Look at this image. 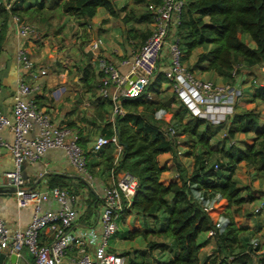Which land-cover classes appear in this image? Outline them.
<instances>
[{
  "label": "trees",
  "instance_id": "trees-1",
  "mask_svg": "<svg viewBox=\"0 0 264 264\" xmlns=\"http://www.w3.org/2000/svg\"><path fill=\"white\" fill-rule=\"evenodd\" d=\"M134 1L136 4L147 2L155 6L162 2ZM38 6L42 8L43 2L38 3ZM22 8L21 20L22 16H26L28 20L35 19L37 12H40L37 9L28 13L31 7ZM98 8L105 9L111 17H118L112 0H64L61 4L63 12L78 19L82 26L89 25ZM134 13L136 12L132 9L123 17V22L129 24L135 18L138 24L151 25L152 11H143L138 16ZM12 14L20 15L14 5L6 10L0 4V47L6 39L5 33ZM125 28V33L139 41L140 45L150 34L148 27L143 31L134 26ZM176 35L179 37L185 62L198 48L202 49L197 60L188 65L193 72L211 73L231 84L235 82L236 74L239 75L242 71L256 68L264 74V0H186L176 26ZM243 37H247L253 46ZM85 44V41L82 42L80 48ZM84 55L87 57L86 52ZM81 71L80 80L85 91L91 92L95 101L100 102L96 104V111L105 122L101 127V136L110 138L116 133L121 146L116 170L118 173H129L137 179L135 194L129 207L122 211L120 221H125L128 215H135L142 224L126 230L122 233V238L134 240L142 237L146 240L150 234L163 237L164 242L147 241L149 249L162 247V250L168 248L171 252L172 256L163 264H253L251 252L256 247L252 248L248 239L241 244L240 231H244L245 227L235 226L233 213L238 212L243 204L251 203L257 196L254 199H244L233 176L241 163L252 166L255 171L264 170V121H260L259 113L254 110L234 113L214 124L206 118L192 115L173 93H168L169 87L164 85L168 82L163 72H156L154 79L140 95L121 98L124 113L116 115L112 125L106 121V116L111 114V101L96 98L95 95L98 76L92 62L85 58ZM254 80L256 85L253 98L264 104V84H259L256 77ZM176 104L180 109L173 110L171 107ZM106 106L110 107V111ZM102 109L104 111L101 113ZM163 110L173 116L177 130L175 136L167 137L168 128L165 130L162 124L164 116L159 119L156 117ZM225 121L228 122L224 136L227 141L224 144L219 141L212 143L219 133V127L226 126ZM60 126L69 127L67 122H61ZM237 134H253V137L236 145L234 138ZM178 136L188 138V141H182L184 144H191L192 139H195L196 146L199 147L190 174H187L186 168L179 161L181 153L177 149L180 143ZM79 144L82 147L81 137ZM84 153L88 157L89 168V156H93L91 152L84 150ZM115 153L113 144H108L97 152L103 167L109 172L113 168ZM163 154H170V164L160 163L158 157ZM212 158L214 161H211ZM212 162H219L218 169L214 170ZM165 173L173 175L166 179L163 176ZM47 177L48 188L58 187L66 189L69 194L77 193L75 189L68 187L64 177L58 174H49ZM198 195L201 199H198ZM213 200L219 203L221 200L225 201L221 215L226 224L221 233L217 232L213 236L215 249L212 254L201 260L199 253L203 243L198 242V238L214 228V219L205 211V205ZM236 247L239 250L237 254ZM137 252L138 250H134V253ZM257 264H264V254L258 258Z\"/></svg>",
  "mask_w": 264,
  "mask_h": 264
},
{
  "label": "built area",
  "instance_id": "built-area-1",
  "mask_svg": "<svg viewBox=\"0 0 264 264\" xmlns=\"http://www.w3.org/2000/svg\"><path fill=\"white\" fill-rule=\"evenodd\" d=\"M9 2L0 0L6 10L11 7ZM185 4L186 0H162L158 6L154 5L149 36L138 50L123 57L119 65L105 56H96L99 75L96 98L111 101V122H114L116 115L124 113L121 98L140 95L154 79L161 60L167 59V65L161 71L172 91L194 116L219 123L226 117L221 111L231 109L241 94L235 84L236 79L233 84L218 83L201 79L188 69L179 37L176 35V26ZM9 20L19 39L13 58L15 64L23 70V76L12 97L11 114H4L0 110V130L7 129L12 135L10 141L0 137V150L8 151L13 160V168L3 173L2 179L4 185L14 188L17 206L23 208L31 205L33 213L26 227L16 229L12 233L0 217V253H14L16 258H19L24 247L31 255L33 264H126L124 256L110 252L108 240L119 229L120 216L130 205L137 188V179L126 172L117 173L118 175L115 173L121 153L116 133L110 138L100 135L92 145V151L95 152L108 144H113L116 151L113 168L110 170V181L104 186L100 196L95 227L80 232L72 231L78 218V213L72 206L76 196L58 187L43 190L28 188L22 176L24 163L38 161L50 149H60L84 181L92 178L77 131L53 123L50 116L38 108L34 101V95L40 91L41 86L26 80L27 76L36 79L37 74H46L45 69L36 67L25 45L27 40L37 36L35 27L21 20L16 14H12ZM99 44V39L91 44L92 53L97 52ZM119 66H125L126 72H121ZM1 87L0 78V91ZM34 127H37V133L31 137L30 133ZM166 135L172 137L174 130L169 127ZM218 163H214V170L218 169ZM199 198L201 199L198 195ZM52 199L59 204V209H43V203ZM213 207V204H207L205 211L210 212ZM255 212H258V209ZM225 224V219H217L214 228L209 230L207 235L213 237L217 232L221 233ZM43 230H47V237L51 234V239L45 240L46 242L41 240V236H45ZM251 243L252 248L258 245L256 240Z\"/></svg>",
  "mask_w": 264,
  "mask_h": 264
},
{
  "label": "rangeland",
  "instance_id": "rangeland-1",
  "mask_svg": "<svg viewBox=\"0 0 264 264\" xmlns=\"http://www.w3.org/2000/svg\"><path fill=\"white\" fill-rule=\"evenodd\" d=\"M10 6L14 5L17 9L18 14L24 10L22 7H31L28 13L35 11L38 9L35 19L28 20L26 16H22V20L27 22L30 25H33L37 31V36L30 39V43L34 45V51L36 52L37 57V66H41L42 69H45L46 74L49 79L52 80L53 84H50L48 90H52L55 92L56 89L63 85L64 78L62 75H65L66 72H82L81 69L84 65L85 58L84 52L90 50L91 44L95 41L94 32L96 28L93 26H98L99 24L105 23L109 20V17L105 9L98 8L96 15L91 19L89 25L82 26L80 25V21L75 19L74 17L66 14L61 9V4L64 0H9ZM115 5V9L118 11L119 15L122 13L123 16L119 18V20H115L113 22V27L120 28L122 25L125 27L134 26L139 31H143L146 27L139 28L140 26L136 19L132 18V22L129 24H125L123 21V17L128 15L132 9L137 13H141L143 11H152L154 10V4L152 3H141L136 4L134 0H112ZM148 1V0H147ZM8 2V0H5ZM43 2V7L40 8L38 3ZM14 3V4H13ZM11 8V7H10ZM19 9V10H18ZM134 13V14H136ZM21 17V14L18 15ZM28 16V15H27ZM110 16V15H109ZM31 17V16H30ZM1 23V19H0ZM128 25V26H127ZM60 27V28H59ZM76 30L78 32H76ZM89 30V31H88ZM101 36V47L103 43H105L108 39V36L100 33ZM243 39L253 46L252 42H249L247 37H243ZM105 42H104V41ZM42 41V43H41ZM85 41V46L80 48V44ZM139 41L136 40V44L134 48L138 50L140 47ZM105 45V44H104ZM83 49V51H82ZM88 49V50H87ZM41 51V53H40ZM202 51L201 48H198L193 55L186 62V65H191L197 60V56ZM32 53V52H31ZM35 59V57L32 55ZM43 57V58H41ZM35 62V61H34ZM92 62V61H91ZM94 62V61H93ZM76 66L80 69H76ZM94 67V65L92 64ZM5 70L0 71V78L5 74ZM23 70H21L22 72ZM65 72V73H63ZM195 73V72H194ZM67 74V73H66ZM68 75V74H67ZM82 75V74H81ZM195 75L201 79L216 81L218 83H222L217 78H208V77H200V74L195 73ZM215 77V76H214ZM255 77L258 80L259 84H264V74L261 73L260 70L256 68L253 70L242 71L241 73L236 74V82L235 84L240 89V95L235 100L234 104L231 106V109L227 108L224 111H221L222 115L228 116L229 118L234 113L240 114L245 113L250 110H254L260 115V121H264V104L257 102L253 95L255 93ZM74 78H70V81L73 82ZM166 79V78H165ZM48 80V79H46ZM51 82V83H52ZM58 90V89H57ZM12 93V91H10ZM60 93V90H58ZM168 93L171 92L168 90ZM51 96V95H50ZM53 98V96H51ZM94 102V101H93ZM91 107V106H90ZM83 108H86L83 106ZM88 108V107H87ZM173 110L180 109L179 105L176 104L171 107ZM106 109L110 111V107L106 106ZM171 111V110H168ZM84 115L89 113L88 110L83 111ZM172 113V112H171ZM165 114V115H164ZM108 115V114H106ZM164 116V117H163ZM112 115L106 116V121L108 120L111 124ZM156 117L159 119L160 117L164 118L163 127L165 130L170 127V129L174 130V135H176V126L173 121V116H171L166 111H159L156 114ZM186 121V120H185ZM227 121V120H226ZM225 121V127H219L217 135L212 140V143H216L219 141L224 144L227 141L225 138V132L227 129L228 122ZM217 124V123H214ZM113 125V124H112ZM167 136V135H166ZM168 137V136H167ZM253 137V134H237L234 138L236 145H241L242 141H247ZM224 139V140H223ZM178 140L180 141L179 146L177 147L179 155V161L182 163L183 167L186 168L187 174L193 170L194 165V156L198 154L199 147L196 146V140L192 139L191 144H184L182 141H188V138L178 136ZM187 145V146H185ZM227 147V145H226ZM215 158V157H214ZM160 163L170 164L171 156L170 154H163L158 157ZM211 161H214L213 158ZM213 164L215 162H212ZM90 167V164H89ZM174 169V166H172ZM175 174V173H174ZM173 174L165 173L163 176L168 179ZM233 179L236 181L238 187L241 189V196L246 198L254 199V196H257L251 203H245L240 206L238 212L233 213V219L235 221L236 227H245V230L240 231L241 234V244L245 242V239H248L249 242L257 241L258 245L251 252L252 253V261L253 264H257L258 258L264 254V170L259 172L255 171L252 166L245 165L241 163L233 176ZM78 189H86L85 183L81 181L77 186ZM79 190V191H80ZM210 204H213L215 211H207L211 215V217L216 221V217L221 215L222 208H219V202L217 200L211 201ZM209 204V205H210ZM258 209V212L255 210ZM142 221L135 215H128L125 217V221L119 222V232L117 231L109 240L108 247L110 252L117 253L118 255L124 254L125 263L126 264H163L167 259H169L172 255L168 248L157 247L155 249H149L147 241H155V242H164L163 237L148 235L147 239L144 240L142 237H137L134 240H128L122 238V233H124L128 229H132V227L140 226ZM137 239V240H136ZM198 242L203 243L200 249L199 257L200 259H204L207 255L212 254L213 249H215V240L214 237L208 236L206 234H201L198 238ZM134 250H138L137 253H134ZM239 250L237 247L235 248V253L237 254ZM27 250L23 247L21 249V257L20 261L27 259ZM30 257V255H28ZM123 256V255H121ZM31 260V257H30Z\"/></svg>",
  "mask_w": 264,
  "mask_h": 264
},
{
  "label": "crops",
  "instance_id": "crops-1",
  "mask_svg": "<svg viewBox=\"0 0 264 264\" xmlns=\"http://www.w3.org/2000/svg\"><path fill=\"white\" fill-rule=\"evenodd\" d=\"M122 16V13L120 15L118 13V17H111L108 15L109 20H107L105 23L99 24L98 26H93L94 28H96V30L93 31V41L96 39L101 40L100 33L108 36L107 41L105 40L106 42L103 40L105 43H103L102 47V43L100 41L99 49L96 53H92V55L90 56V60H88V56L86 58V61H92L97 76H99L96 69L97 55L105 56L112 62L116 63V65H119V62L123 57L131 55L132 51L136 50V48H134L136 39L125 33V26L122 25L120 28L116 26L113 27V22H115V20H119V18H121ZM139 25V28L143 29L147 26L149 30H151V25ZM76 32L78 31L76 30ZM5 34L6 39L3 40L0 47V71L5 70V74L1 78L2 87L0 91V110L2 111V113L9 115L11 114V108L13 104L12 97L15 93V90L17 89L20 78L23 76V72H21V69L15 64L13 58L19 39L15 34L10 20L8 22V28L6 29ZM25 45L30 53L32 52L31 56L33 55L35 57V59L33 57L32 59L35 61L36 65L37 57L36 52L33 49V43H30L29 39L25 42ZM166 65L167 59L161 60L158 65L157 72H162L161 70H163ZM36 67L41 68V66L37 65ZM118 68L121 72H126L127 70L125 66H119ZM36 69L34 70V72H36ZM76 69L79 70V67L76 66ZM66 73L65 75L61 74V76H63L62 78H64V81L63 85H60L57 88L58 90H60V93L57 89L52 93V90L47 89L49 88L50 84H53V82L51 79L45 76V74H37L36 79L32 78L31 76H27L26 80L30 83L34 82L41 86L40 91L34 95V101L38 108L43 109L55 124L67 122L71 129L77 131L79 138L81 137L83 144L82 149L87 153H92L93 157L89 156V168L92 178L87 182L84 181V179L80 177L77 171H75V169L70 165L65 153L60 149H50L46 151L38 161L33 163H24L22 165V176L26 180L28 188L39 190L48 188L47 176L49 174H58L64 177L66 180V184H68V187L77 191L76 194H72L76 196V200L74 203H72V206H74L75 210L78 213V218L76 223L72 227V231L80 232L97 225V212L99 210L100 196L102 194L104 186L110 181V172L103 167V162L99 157V154H97V152L95 151H92L93 142L98 136L101 135V127L105 123L99 116L98 111H96V108L98 107L96 104L100 102L95 101V98L91 92L85 91L84 84L80 80L82 76L81 72ZM195 73L200 74V77L217 78L221 82H224L221 80V78L211 73ZM70 78H74L73 82L70 81ZM98 85L99 78L97 77V86ZM164 85L165 87L168 86L170 92L173 93L174 96H176L169 84ZM10 91H12V93ZM50 95L53 96V98ZM95 95L98 96V88L97 90H95ZM37 97L39 98L36 99ZM83 106H85L86 108H83ZM85 110L89 111L87 115H84L83 113V111ZM103 111L104 110L102 109L101 113ZM36 133L37 127H34V129L30 133V136L33 137L36 135ZM0 137L10 141L12 135L7 129H2L0 130ZM12 168L13 160L11 155L5 149H1L0 217L3 219L5 225L11 233L16 229H23L24 227H26L30 222L33 213V207L31 205L19 208L16 203L14 188L3 184V173L6 171H10ZM115 173L117 174L118 171L115 170ZM81 181L85 183L87 187L84 190H80L77 188L78 184H80ZM224 202V200L220 201V204L218 205L219 208H223ZM43 209L58 210L59 204L52 199L43 203ZM211 211H215V208L213 207ZM217 218L222 219V215H218L216 219ZM119 222H121L120 219ZM119 230L120 229H118V231ZM43 233L45 234V236H41V240L48 241L51 239V234H49L50 236L47 237V230H43ZM9 255H7V257L5 258L4 264H12L9 260ZM28 255L30 254L28 253L27 259L23 261H20V257L16 258V264H33L31 255V260Z\"/></svg>",
  "mask_w": 264,
  "mask_h": 264
},
{
  "label": "water",
  "instance_id": "water-1",
  "mask_svg": "<svg viewBox=\"0 0 264 264\" xmlns=\"http://www.w3.org/2000/svg\"><path fill=\"white\" fill-rule=\"evenodd\" d=\"M92 55V51H87L88 60H90V56ZM7 257V254L2 252L0 253V264H4V260ZM9 260L12 264H16V255L14 253H11L9 255Z\"/></svg>",
  "mask_w": 264,
  "mask_h": 264
},
{
  "label": "clouds",
  "instance_id": "clouds-1",
  "mask_svg": "<svg viewBox=\"0 0 264 264\" xmlns=\"http://www.w3.org/2000/svg\"><path fill=\"white\" fill-rule=\"evenodd\" d=\"M91 51V50H90ZM186 63V62H185ZM188 67V66H187ZM189 69V68H188ZM193 72V71H192ZM215 82V81H214ZM223 219V218H222Z\"/></svg>",
  "mask_w": 264,
  "mask_h": 264
}]
</instances>
